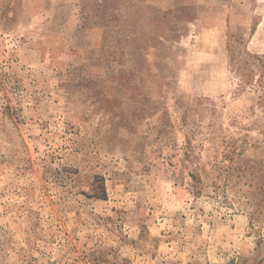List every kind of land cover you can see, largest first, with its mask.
Wrapping results in <instances>:
<instances>
[{
  "label": "rangeland",
  "instance_id": "obj_1",
  "mask_svg": "<svg viewBox=\"0 0 264 264\" xmlns=\"http://www.w3.org/2000/svg\"><path fill=\"white\" fill-rule=\"evenodd\" d=\"M0 264H264V0H0Z\"/></svg>",
  "mask_w": 264,
  "mask_h": 264
}]
</instances>
